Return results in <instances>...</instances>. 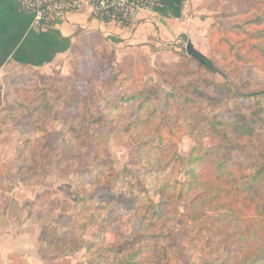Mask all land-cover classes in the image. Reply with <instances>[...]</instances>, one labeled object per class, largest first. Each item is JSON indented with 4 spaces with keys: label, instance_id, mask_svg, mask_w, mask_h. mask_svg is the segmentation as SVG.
I'll use <instances>...</instances> for the list:
<instances>
[{
    "label": "trees",
    "instance_id": "obj_1",
    "mask_svg": "<svg viewBox=\"0 0 264 264\" xmlns=\"http://www.w3.org/2000/svg\"><path fill=\"white\" fill-rule=\"evenodd\" d=\"M220 1L232 9L217 15L209 29L210 56L198 51L186 57L196 75L191 79L177 65L164 63L168 91L146 84L141 57L135 66L112 67L110 80L103 82L109 89L105 103L91 89L93 77L75 93L83 102L80 111L60 107L62 101L75 106L67 77H52L50 88L27 97L31 105L27 129L20 130L26 142L22 152L41 156L59 148L61 161L81 165L93 179L89 183L98 185L81 198L83 205L107 189L109 203L126 211L127 222L133 212L140 214L144 227L129 228L109 245L122 264H264V81L252 86L244 83L247 77L241 81L248 68L264 74V0ZM121 72L126 76L118 88H130V94L113 92ZM18 92L31 94L28 88ZM215 105L221 109L217 114ZM35 116L43 124L31 123ZM189 116L194 122L185 124ZM51 119L59 125L53 133L44 125ZM188 127L197 129L199 138L183 156L178 141ZM110 135L132 142L134 164L144 167L140 176H123L120 194H112L109 185L115 174H98L100 165L94 162L101 147L97 141ZM69 138L74 140L70 148ZM3 178L0 164V185ZM110 223L104 220L103 226Z\"/></svg>",
    "mask_w": 264,
    "mask_h": 264
},
{
    "label": "rangeland",
    "instance_id": "obj_2",
    "mask_svg": "<svg viewBox=\"0 0 264 264\" xmlns=\"http://www.w3.org/2000/svg\"><path fill=\"white\" fill-rule=\"evenodd\" d=\"M195 4L200 12L195 16L209 18L207 32L201 42H205L208 46L206 56H210L209 29L216 22V16L229 12L232 6L220 0H195ZM204 38H207L206 41ZM183 45L184 47L176 52V61L165 62L161 55L152 54L153 51L145 53L137 47L118 45L99 39L92 41L91 44L89 42L81 44L68 57L65 67L54 75L18 66L9 67L1 72L0 164L6 175L8 190L5 200L8 207L4 205V211L1 209L0 231L8 230L16 237L15 247L18 250L22 248L28 252L39 253V256L45 260L43 264H122L116 258L113 249H109V245L118 235L126 234L129 228H143L144 222L141 221L140 214L133 212V221L127 222L126 211L114 208L109 203L105 195L107 189H100L93 201L83 205L81 198L91 196L98 185L89 183L93 179L82 172L81 165L67 160L61 161L64 153L59 151V148L44 152L41 156H35L31 151L22 152L26 142L25 134L20 130L27 129L28 108L31 105L27 97L30 96L32 99L39 90L50 88L55 83L52 77L54 79L67 77L68 85L71 89L73 88L71 100L74 101L75 106L62 101L60 107L70 111H80L83 102L75 97V93L79 89L82 90L83 85H86L89 78L93 77L95 83L91 89H94L102 103H105L109 89L103 85V82L110 80L112 67L119 63L128 67L135 66L141 57H144L147 69L146 84H158L164 91H168L170 85L165 83V74L161 71L164 63L177 65L188 73L189 79L196 77L193 71L191 72L192 63L186 59L190 57L185 47L186 43L183 42ZM94 52L101 61L97 67L93 60ZM246 72L247 74L241 75V81L243 82L247 77L244 81L248 83L247 85H257L264 81V74L258 68H248ZM125 76L121 72L118 85H115L113 92L123 90L125 94H130V88H118L120 80ZM210 76L219 83L224 82L220 75ZM21 88L30 89L31 94L27 96L23 94L20 97L18 90ZM56 89H59V83ZM20 102L23 103L20 104ZM233 104V101H230L229 108ZM131 109L135 113L136 105L133 104ZM56 110H59V99L55 103L54 112ZM214 110L217 114L221 109L215 105ZM208 116L213 117L210 114ZM192 120L193 117L189 116L183 122L187 124ZM41 121L35 116L30 122L40 125L43 124ZM57 122V119L55 122L52 119L44 121V125L48 128L47 132L53 133L58 130ZM175 123L177 122H173V125ZM37 136H41V133H37ZM198 138L197 129L185 128L181 140L178 141V152L187 156ZM67 141H69L67 144L70 143L68 148L72 144L74 146L73 139L69 138ZM98 142L101 147L94 162L100 167L96 172L105 173L107 176L115 174V177H111L112 184L109 185L112 194H120L124 186L123 176L130 175L131 178L140 176L144 172V167L134 164L132 142L121 141L114 135L101 136ZM93 151L94 149L90 147L88 152ZM47 194L50 196L48 199L45 197ZM30 212H32L31 218ZM104 220L111 222L108 227L103 226ZM88 246H92L90 251H87ZM119 257H124V253H120Z\"/></svg>",
    "mask_w": 264,
    "mask_h": 264
},
{
    "label": "crops",
    "instance_id": "obj_3",
    "mask_svg": "<svg viewBox=\"0 0 264 264\" xmlns=\"http://www.w3.org/2000/svg\"><path fill=\"white\" fill-rule=\"evenodd\" d=\"M160 1L161 7L150 13H137L125 26L96 20L89 10L61 14L50 26H36L33 15L16 0H0V73L18 66L54 75L65 67L68 57L81 44L99 39L137 47L145 53L153 51L152 54L161 55L165 62L176 61V52L184 47L183 42H191L206 55L208 46L201 40L207 32L209 18L195 16L200 13L195 0ZM7 190L6 178H3L0 220L1 209L4 205L8 207ZM16 241L8 230L0 231V264L45 262L39 253L18 250Z\"/></svg>",
    "mask_w": 264,
    "mask_h": 264
},
{
    "label": "built area",
    "instance_id": "obj_4",
    "mask_svg": "<svg viewBox=\"0 0 264 264\" xmlns=\"http://www.w3.org/2000/svg\"><path fill=\"white\" fill-rule=\"evenodd\" d=\"M33 15L36 26H50L61 14L89 10L96 20L119 26L129 24L137 13H150L162 6L160 0H16ZM1 77V73H0Z\"/></svg>",
    "mask_w": 264,
    "mask_h": 264
},
{
    "label": "water",
    "instance_id": "obj_5",
    "mask_svg": "<svg viewBox=\"0 0 264 264\" xmlns=\"http://www.w3.org/2000/svg\"><path fill=\"white\" fill-rule=\"evenodd\" d=\"M186 50H187V53L191 56H196L198 52V50L193 46L191 42H188L186 44Z\"/></svg>",
    "mask_w": 264,
    "mask_h": 264
}]
</instances>
